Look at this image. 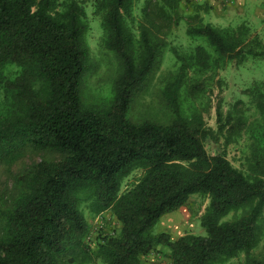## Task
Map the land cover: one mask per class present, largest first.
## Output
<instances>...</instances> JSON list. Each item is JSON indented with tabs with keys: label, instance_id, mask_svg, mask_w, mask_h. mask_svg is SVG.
<instances>
[{
	"label": "trees",
	"instance_id": "obj_1",
	"mask_svg": "<svg viewBox=\"0 0 264 264\" xmlns=\"http://www.w3.org/2000/svg\"><path fill=\"white\" fill-rule=\"evenodd\" d=\"M89 5L101 21L103 48L123 66L112 103L101 109L86 105L81 94L90 59ZM136 5L0 0V162L25 148L60 155L17 175L9 203L0 206V264H71L95 256L105 264H145L161 247L170 264H226L241 254L245 264H264L252 256L264 215V81L246 89L259 119L250 121L248 104L238 110L237 103L226 117L218 112L214 131L200 112L186 115L182 108L191 71L213 73L228 62L264 59V43L247 24L189 28L188 36L201 43L181 57L176 78L163 90L173 118L136 124L128 118L130 107L159 61L164 44L158 33L171 22L166 5L148 0L137 24ZM225 130H244L251 139L246 172L224 151L208 153L206 141ZM195 194L209 199L199 219L206 235L173 239L155 232L164 215ZM83 205L94 214L111 210L121 224L117 233L97 237L94 249Z\"/></svg>",
	"mask_w": 264,
	"mask_h": 264
},
{
	"label": "rangeland",
	"instance_id": "obj_2",
	"mask_svg": "<svg viewBox=\"0 0 264 264\" xmlns=\"http://www.w3.org/2000/svg\"><path fill=\"white\" fill-rule=\"evenodd\" d=\"M148 0H137L135 17L137 24L143 21L141 8ZM168 7L170 28L163 29L158 36L164 47L154 71L145 89L133 101L128 118L131 122L140 124L146 121L167 124L173 118L172 110L166 101L163 90L177 75L181 57L193 46L201 43L193 40L187 34L189 28L210 23L217 27L238 28L247 24L252 33L258 34L264 43V0H244L235 3L232 0H159ZM232 1V2H231ZM90 30L87 42L90 49V59L87 71L82 81V99L86 105L94 108H106L113 100V90L116 80L122 75L123 66L119 58L105 50L101 44L103 29L101 21L94 16L92 6L87 7ZM135 26V36H139ZM255 81H264V59H248L243 65L228 62L217 72L196 74L193 71L186 78L183 89V112L188 115L195 111L203 115L207 128L218 130V112L226 117L238 103V110L249 102L246 89ZM185 95L187 97H185ZM250 121L259 119L257 111L249 104L244 108ZM251 139L244 130L229 133L226 130L217 134L212 140L206 141L209 154L225 152L231 164L244 172L251 158ZM16 157L0 162V206L9 203L15 186L17 175L24 169L43 159L58 160L60 155L51 151H40L25 148L15 154ZM138 174L129 177L124 186H129ZM209 203L208 197L200 194L192 196L188 205L163 216L154 227L155 232H168L173 239L185 233L206 235V230L200 225V216ZM82 212L88 220L92 233L91 247L96 248L97 237L118 232L121 224L111 210L94 214L86 205ZM232 215L227 218H231ZM165 248L144 258L145 264H170ZM252 256L260 260L264 258V215L262 219L261 240ZM246 255L229 260L226 264H245ZM71 264H105L101 258L93 257L89 261H79Z\"/></svg>",
	"mask_w": 264,
	"mask_h": 264
},
{
	"label": "crops",
	"instance_id": "obj_3",
	"mask_svg": "<svg viewBox=\"0 0 264 264\" xmlns=\"http://www.w3.org/2000/svg\"><path fill=\"white\" fill-rule=\"evenodd\" d=\"M232 1L235 2V3H239V2L243 3L244 2V0H232ZM212 2H213V4H215L216 2H218V0H212ZM243 5H244V3H243Z\"/></svg>",
	"mask_w": 264,
	"mask_h": 264
},
{
	"label": "built area",
	"instance_id": "obj_4",
	"mask_svg": "<svg viewBox=\"0 0 264 264\" xmlns=\"http://www.w3.org/2000/svg\"><path fill=\"white\" fill-rule=\"evenodd\" d=\"M92 240V233L89 234V236L87 237V241H91Z\"/></svg>",
	"mask_w": 264,
	"mask_h": 264
}]
</instances>
